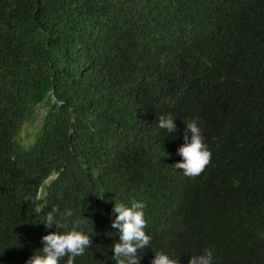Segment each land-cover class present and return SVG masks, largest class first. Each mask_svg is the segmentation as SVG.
<instances>
[{"label":"trees","instance_id":"trees-1","mask_svg":"<svg viewBox=\"0 0 264 264\" xmlns=\"http://www.w3.org/2000/svg\"><path fill=\"white\" fill-rule=\"evenodd\" d=\"M193 121L212 153L195 178L172 167ZM134 202L140 264H264V0H0V264L73 227L74 264H116L113 209Z\"/></svg>","mask_w":264,"mask_h":264},{"label":"clouds","instance_id":"clouds-1","mask_svg":"<svg viewBox=\"0 0 264 264\" xmlns=\"http://www.w3.org/2000/svg\"><path fill=\"white\" fill-rule=\"evenodd\" d=\"M185 144L178 149V154L183 158L182 162L172 165L174 169L183 171L188 177L195 178L201 175L210 165L212 153L204 142V137L195 121L186 124ZM158 127L167 129L169 133L177 131V125L172 116H161ZM143 202H134L130 207L124 204H115L113 211L118 213L112 223V227L119 230V242L115 243L113 251L116 264H140L138 252L150 245L151 237L146 234L147 221L143 208ZM58 208H53L46 214L43 223L48 228L55 225L63 229L66 225L56 219ZM61 216L71 217V210L60 213ZM42 254H36L27 261V264H60L67 257L66 264H74L78 256H82L86 248L91 245L89 235L73 227L72 230L59 233L52 232L42 238ZM151 264H178L175 259L162 252H156ZM189 264H213V252L206 250L203 254L192 255Z\"/></svg>","mask_w":264,"mask_h":264},{"label":"rangeland","instance_id":"rangeland-1","mask_svg":"<svg viewBox=\"0 0 264 264\" xmlns=\"http://www.w3.org/2000/svg\"><path fill=\"white\" fill-rule=\"evenodd\" d=\"M45 107L38 106V112L34 121H28L23 126L20 138L23 143H31L34 140V135L40 130L43 118L45 116Z\"/></svg>","mask_w":264,"mask_h":264}]
</instances>
